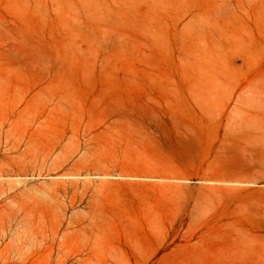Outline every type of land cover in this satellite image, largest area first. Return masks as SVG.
I'll return each instance as SVG.
<instances>
[{
    "label": "rangeland",
    "instance_id": "obj_1",
    "mask_svg": "<svg viewBox=\"0 0 264 264\" xmlns=\"http://www.w3.org/2000/svg\"><path fill=\"white\" fill-rule=\"evenodd\" d=\"M0 264H264V0H0Z\"/></svg>",
    "mask_w": 264,
    "mask_h": 264
},
{
    "label": "bare ground",
    "instance_id": "obj_2",
    "mask_svg": "<svg viewBox=\"0 0 264 264\" xmlns=\"http://www.w3.org/2000/svg\"><path fill=\"white\" fill-rule=\"evenodd\" d=\"M6 150H7L8 152L10 151V149H9L8 147L6 148Z\"/></svg>",
    "mask_w": 264,
    "mask_h": 264
}]
</instances>
